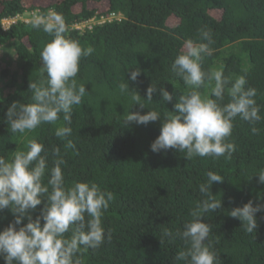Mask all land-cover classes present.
I'll return each instance as SVG.
<instances>
[{
	"label": "trees",
	"instance_id": "1",
	"mask_svg": "<svg viewBox=\"0 0 264 264\" xmlns=\"http://www.w3.org/2000/svg\"><path fill=\"white\" fill-rule=\"evenodd\" d=\"M49 8L63 16L67 37L94 49L80 61L76 80L85 85L86 95L73 106L72 134L66 138L55 135L64 125L62 113L57 122L23 134L13 133L6 117L13 102H32L29 84L41 79L40 53L51 36L32 28L29 20L34 10L46 14ZM110 13H120L121 20L98 22ZM12 17L17 21L4 28L3 19ZM83 23L91 27L77 28ZM201 30L213 40V53L204 57L203 70L222 67L225 76L234 81L243 75L246 87L257 90L262 119L233 121L227 138L235 145L231 159H186L175 149L153 152L150 148L164 114L187 90L172 71V63L187 40L204 42ZM0 46L18 63L13 72L6 67L0 73V157L10 159L13 152L26 151L27 140L35 138L47 150L49 169L53 148L60 149L66 185L94 182L113 193L102 216L104 242L94 251H82L85 264H184L175 256L187 245L176 233L201 200L199 185L208 171L224 177L210 187L222 208L204 218L212 229L208 239L219 264H264V210L255 214L257 228L251 234L228 214L249 200L264 205V184L257 175L264 170V0H0ZM133 68L141 70L135 81L129 79ZM126 82L131 90L122 93L119 85ZM152 83L157 91L149 102L146 89ZM161 87L172 94L171 102L162 100ZM134 91L144 108L131 100ZM200 91H210L207 82ZM228 99L225 93L224 102ZM152 109L161 113L157 121L124 123L129 112ZM253 127L259 130L256 134ZM69 141L74 147H67ZM47 179L46 171L45 183ZM42 207L43 203L31 210L33 219ZM13 220L8 208L0 210V229ZM165 229L171 231V238L163 236ZM70 235L71 231L66 233ZM0 264H5L2 256Z\"/></svg>",
	"mask_w": 264,
	"mask_h": 264
},
{
	"label": "clouds",
	"instance_id": "2",
	"mask_svg": "<svg viewBox=\"0 0 264 264\" xmlns=\"http://www.w3.org/2000/svg\"><path fill=\"white\" fill-rule=\"evenodd\" d=\"M116 14L121 20L122 15ZM29 23L32 28L42 29L51 39L40 53L41 79L29 84L32 102H13L7 109L10 129L13 133L31 132L42 124L57 122L62 113L64 125L56 129L55 135L69 137L73 106L80 105L86 95L85 85L76 80L80 61L94 49L83 48L79 41L65 35L68 29L64 18L55 9L49 8L46 14L34 10ZM201 40L204 42L187 40L184 50L172 63V71L183 80L187 90L179 95L173 110L164 114L159 135L150 148L153 152L175 149L185 153L186 159L196 156L231 159L235 145L227 138L232 135L233 121L237 117L249 123L262 119L255 100L257 90L246 87L247 80L243 75L234 81L225 76L222 67L203 70L204 57L213 53L210 47L213 40L210 33L203 30ZM140 71L133 68L129 79L135 81ZM206 82L210 91L202 93L200 89ZM119 87L122 93L131 90L127 82ZM156 91V84H150L145 99L153 101ZM159 93L164 102L172 101V94L163 87ZM225 93L229 97L227 102H224ZM131 100L144 108L136 91L131 93ZM160 118L161 113L155 109L143 114L129 112L124 123L147 125ZM251 131L256 134L259 130L253 127ZM67 147L74 145L69 141ZM26 149L13 152L10 159L0 157V210L8 208L14 215V220L0 229V256L5 264H85L82 251H94L104 242L102 216L114 198L113 193L101 190L94 182L77 181L66 185L62 169L65 161L59 148L52 150L50 169L47 150L41 142L28 139ZM46 171L48 179L45 183ZM257 175L259 182L264 184V170ZM223 178L208 171L206 181L199 185L202 198L190 212L191 219L185 222L183 230L176 233L187 245L176 253L177 261L219 264V256L208 239L212 229L204 218L207 213L222 208L221 200L216 199L210 187L213 182H222ZM42 203L40 214L33 219L31 210ZM262 210L264 205H254L249 200L232 208L228 214L238 218L244 230L251 234L257 228L255 214ZM25 219L27 222L22 223ZM69 231L71 235L66 236ZM163 236L171 238L172 233L165 229Z\"/></svg>",
	"mask_w": 264,
	"mask_h": 264
},
{
	"label": "built area",
	"instance_id": "3",
	"mask_svg": "<svg viewBox=\"0 0 264 264\" xmlns=\"http://www.w3.org/2000/svg\"><path fill=\"white\" fill-rule=\"evenodd\" d=\"M17 18L18 17H12V18H5V19H3V21H2L3 27L4 28H8L11 24H13V23H15L17 21ZM114 19L119 20L120 19L119 15L116 14V13H110L108 16H102V17H100L98 19V22L99 23L110 22V21H112ZM94 21H95L94 18L90 20L91 23L94 22ZM86 25H87L86 23H83L82 25L77 26V28H82V27H85ZM87 26H88V28H90L91 27V24H88Z\"/></svg>",
	"mask_w": 264,
	"mask_h": 264
},
{
	"label": "rangeland",
	"instance_id": "4",
	"mask_svg": "<svg viewBox=\"0 0 264 264\" xmlns=\"http://www.w3.org/2000/svg\"><path fill=\"white\" fill-rule=\"evenodd\" d=\"M215 15L217 14L215 13ZM0 55L3 56V60H0V73L6 67L9 68L11 72L17 69L18 63L15 60V57L6 56V50H4L3 48L1 49V46H0ZM4 58H6V60Z\"/></svg>",
	"mask_w": 264,
	"mask_h": 264
}]
</instances>
